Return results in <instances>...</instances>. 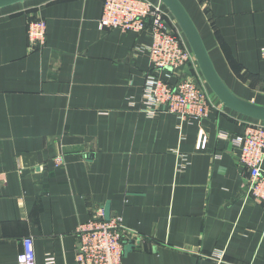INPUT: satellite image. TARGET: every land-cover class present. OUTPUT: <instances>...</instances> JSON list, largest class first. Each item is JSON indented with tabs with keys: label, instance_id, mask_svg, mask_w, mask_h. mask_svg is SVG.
Segmentation results:
<instances>
[{
	"label": "crops",
	"instance_id": "crops-1",
	"mask_svg": "<svg viewBox=\"0 0 264 264\" xmlns=\"http://www.w3.org/2000/svg\"><path fill=\"white\" fill-rule=\"evenodd\" d=\"M180 1L228 89L264 107V0ZM103 7L0 9V264H18L28 237L37 264H75L96 213L121 220L122 264H264V204L245 199L239 163L252 119L216 97L200 122L147 114L151 33L101 30ZM37 18L46 43L32 49Z\"/></svg>",
	"mask_w": 264,
	"mask_h": 264
},
{
	"label": "built area",
	"instance_id": "built-area-1",
	"mask_svg": "<svg viewBox=\"0 0 264 264\" xmlns=\"http://www.w3.org/2000/svg\"><path fill=\"white\" fill-rule=\"evenodd\" d=\"M99 28L123 33L150 31V66L142 94L147 114H173L181 122H200L208 117L210 109L216 106L215 96L181 27L160 1L104 0ZM46 30V22L41 18L29 23L28 39L32 49L45 45ZM261 55L264 58V48ZM182 68H187L188 74L177 72ZM171 79L177 81L171 83ZM238 147L239 163L248 172L245 199L264 204V123L248 121ZM56 163L62 165L63 160L57 158ZM77 234L75 264H122L126 230L120 219L106 220L103 214L96 213L79 227ZM22 243L18 264H37L34 239L28 237ZM46 264H55V259L47 258ZM217 264H224L222 257Z\"/></svg>",
	"mask_w": 264,
	"mask_h": 264
},
{
	"label": "water",
	"instance_id": "water-1",
	"mask_svg": "<svg viewBox=\"0 0 264 264\" xmlns=\"http://www.w3.org/2000/svg\"><path fill=\"white\" fill-rule=\"evenodd\" d=\"M29 0H0V9ZM173 15L191 47L200 71L214 96L224 109H230L250 119L264 122V107L245 102L236 97L217 73L203 39L189 13L180 0H158ZM106 220H110L106 217Z\"/></svg>",
	"mask_w": 264,
	"mask_h": 264
},
{
	"label": "trees",
	"instance_id": "trees-1",
	"mask_svg": "<svg viewBox=\"0 0 264 264\" xmlns=\"http://www.w3.org/2000/svg\"><path fill=\"white\" fill-rule=\"evenodd\" d=\"M253 120V119H252Z\"/></svg>",
	"mask_w": 264,
	"mask_h": 264
}]
</instances>
